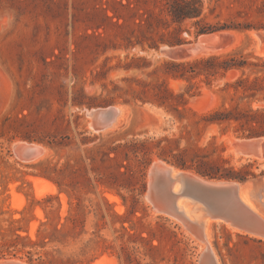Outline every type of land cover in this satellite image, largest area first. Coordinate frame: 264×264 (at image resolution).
Returning <instances> with one entry per match:
<instances>
[{"label":"rangeland","instance_id":"rangeland-1","mask_svg":"<svg viewBox=\"0 0 264 264\" xmlns=\"http://www.w3.org/2000/svg\"><path fill=\"white\" fill-rule=\"evenodd\" d=\"M169 1L0 0V245L17 234L36 241L47 221L44 207L62 216L70 209L86 215L85 234L65 250L81 264H127V252L133 264H198V243L175 220L154 215L145 198L151 165L174 166L166 159L185 152L190 165L204 157L248 168V180L264 177V160H244L230 149L238 138L233 128L225 133L197 124L221 107L225 80L208 86L196 79L200 94L186 95V106L159 105L167 89L178 95L188 87L166 74L165 63L173 60L162 50L196 41L198 21L264 22V0H203V17L182 24L173 22ZM258 31H231V43L183 61L239 50L263 57L251 35ZM116 105L126 107L125 122L90 132L89 111ZM17 141L41 144L47 155L22 165L13 150ZM37 187L56 192L38 197ZM60 191L71 193L72 208L63 192L59 201L43 203ZM221 224L210 241L219 264H264L263 240ZM18 250L16 258L26 255ZM36 258L31 264H60L56 253Z\"/></svg>","mask_w":264,"mask_h":264},{"label":"trees","instance_id":"trees-1","mask_svg":"<svg viewBox=\"0 0 264 264\" xmlns=\"http://www.w3.org/2000/svg\"><path fill=\"white\" fill-rule=\"evenodd\" d=\"M168 6L173 22L177 24H182L190 19L200 20L203 17V0H170ZM261 12H264V8L261 9ZM197 26H199L198 35L227 30L239 32L264 30V22L211 26L201 25V21H198ZM179 43L181 41H176V44ZM170 44L174 45V43ZM165 68L168 76L185 80L188 87L185 93L178 95H174L167 89L168 96L162 97L160 106L167 105L170 101L174 102L177 107L186 106L189 103L186 95L195 97L200 94L195 91L198 89L194 83L196 79L203 78L208 86H211L215 80L223 79L225 80L224 86L218 92H224L227 96L224 97L221 107L205 115L197 124L203 123L204 127L216 125L221 127L225 133L233 128L238 137H264V57L239 50L227 54L211 55L194 61H170L165 63ZM176 111L182 116L184 115L180 110ZM166 160L178 168L193 170L200 176L209 179L245 182L253 176L248 168L237 171L231 167L218 166L215 161L204 157L192 159L190 165L185 152L172 155L171 160ZM224 163L227 161L225 160ZM62 192L67 195L69 206L72 208L73 197L68 191H60L58 195L47 196L43 203L51 204L54 201H59ZM78 205L81 209L83 208L81 203ZM43 209L47 221L38 228L37 240L33 241L29 235L17 234L15 240L5 241L0 245V259L19 257L15 251L18 250V243L22 242V250L18 251L25 250L26 255L20 258L26 259L29 263H33L35 257H37L36 260H41L56 253L60 264H81L74 256L68 255L65 250L85 234L86 215L84 211L78 217L74 216L70 209L67 216L59 214V210L56 213V210L47 211L46 207ZM28 247L31 249L26 251ZM84 250L85 248L82 249V252ZM124 250L126 251V249ZM126 261L127 264H133L132 257L128 252Z\"/></svg>","mask_w":264,"mask_h":264},{"label":"water","instance_id":"water-1","mask_svg":"<svg viewBox=\"0 0 264 264\" xmlns=\"http://www.w3.org/2000/svg\"><path fill=\"white\" fill-rule=\"evenodd\" d=\"M261 32L264 33V30L257 32V44L264 43V36L260 34ZM223 33H231V31L204 34L194 42L166 47L162 50V54L173 61L184 62L183 60L205 52L212 43L219 42L216 43L219 45L222 38L221 34ZM212 36H216V38H211ZM229 41H231V38L224 45L229 43ZM221 45H223V41ZM119 106L125 108L123 105ZM122 112L123 109L117 108V105L89 111L87 114L91 117L89 131L102 133L110 129L122 117ZM27 143L30 145L25 147V152L28 156L34 154L41 156L43 154L45 146L37 143ZM230 149L240 154L261 158L264 156V137H238L230 143ZM176 169L180 172L173 176L171 170L162 169L155 162L151 165L149 171L151 186L149 188L148 185L145 198L151 204L154 215L165 216L175 220L196 242L200 241L201 238L205 237L204 223L193 222L185 216L177 205L178 199L184 198L192 203L194 207L202 208L211 219L219 223H223L232 229L237 227L248 233L264 235V222L247 209L241 200V196L246 192L252 195H263L264 177H256L245 182H239L209 179L190 171ZM191 173L195 176L191 175ZM249 182L251 183L250 186L247 185ZM175 186L178 187L177 193L174 192ZM0 264L31 263L20 258H1ZM198 264H218V261L211 251L204 250L200 253Z\"/></svg>","mask_w":264,"mask_h":264},{"label":"bare ground","instance_id":"bare-ground-1","mask_svg":"<svg viewBox=\"0 0 264 264\" xmlns=\"http://www.w3.org/2000/svg\"><path fill=\"white\" fill-rule=\"evenodd\" d=\"M260 34H262L264 36L263 32H261ZM221 35H222L221 43L223 41V45H224V43L226 41H228L229 38H231V41H229V43H231L233 38H234V36H232L231 34H228V33H223ZM233 35H234V33H233ZM251 35L254 37V39H256V36L258 35V33L257 32H252ZM211 38H216V36H212ZM216 43H219V42L212 43L210 48L207 49L205 52L210 51V50H215L217 45H218ZM221 43L218 45V47H222L223 46V45H221ZM229 43H227V44H229ZM210 54L211 53H209V55ZM257 54H259L260 56L264 57V43L258 44ZM117 108L123 109L122 117L119 119V121L113 127H111L110 129H108V130H106V131H104L102 133H105V132H108L110 130L116 129L117 127H120L125 122V120H126V112H127V109L125 110L126 107L123 108L122 106L117 105ZM90 121H91V117H89V126H90ZM97 134H100V133H97ZM232 142H233V140H230V143H232ZM35 145L37 146V144H35ZM26 146H30V145H28L27 142L17 141V142L14 143V147H13L15 157L18 159L17 161H19L22 165H26V164H30V163L31 164L36 163L37 161H40L41 159H43L47 155V149L44 148V152H43V154L41 156H37L36 154H34L32 156H28L26 154V152H25V147ZM231 150H233V149H231ZM235 153L236 154H234V153L233 154L238 156L239 158L242 157L241 159H244V160H246V159H249V160H252V161L253 160H259V161L264 160V156H262L261 158H256L254 156L244 155V154H240V153H237V152H235ZM155 164L158 165L162 169L169 170V171L171 170L173 176H175L177 173L180 172L176 168H174V167H172V166H170V165H168V164H166L164 162L155 161ZM191 175L195 176L192 173H191ZM247 185L250 186L251 183L249 182ZM150 186H151V176H150L149 188H150ZM55 192H56L55 188L51 189L50 191L47 192V191H44L43 189H41L40 187H37V196L38 197H44L46 194L55 193ZM174 192L175 193L178 192V187L177 186L174 187ZM241 200H242L243 205L245 207H247V209H249L253 214L258 216L264 222V194L258 196V195H252V194L246 192V193H243V195L241 196ZM177 205L184 212L185 216L189 220H191L193 222L197 221V222H203L204 223L205 237L201 238L200 241H198L200 244L198 242L197 243H198V245H199V247L201 248L202 251H204V250L205 251H211L214 254V256H215V258H216V260L218 261V264H219V260L217 258V255H216L215 251L212 249L210 241H211V237H212V232H213L214 226L222 225V224L217 222L216 220L211 219L209 217V215L206 214V211H204L200 207H194L192 203H190L189 201L185 200L184 198H179L178 202H177ZM228 229L231 232H233V233H238V234H243V235L249 234V236L251 238L253 237V238L261 239V240L264 241V235L248 233V232H246V231H244V230H242L240 228H237V227H236V229H232V228L231 229L228 228ZM93 264H103V263H101V261H96Z\"/></svg>","mask_w":264,"mask_h":264}]
</instances>
